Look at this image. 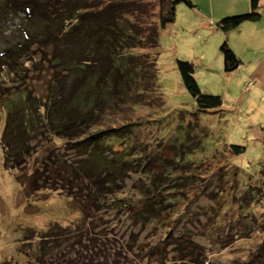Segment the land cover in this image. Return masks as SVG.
I'll return each instance as SVG.
<instances>
[{
    "label": "rangeland",
    "instance_id": "obj_1",
    "mask_svg": "<svg viewBox=\"0 0 264 264\" xmlns=\"http://www.w3.org/2000/svg\"><path fill=\"white\" fill-rule=\"evenodd\" d=\"M99 1L104 5L122 3ZM137 1L149 8V15L145 21L132 17V23L141 28H158L159 46L140 53H152L150 57L157 63L156 86L146 95L151 101L142 106H125L120 115L107 118L103 126L94 130L109 128V124L120 128L137 123L132 134L129 130L123 133L126 137L116 149L130 147L131 155L143 151L152 159L150 168L168 176L162 183L168 185L167 192L173 193L172 204L169 214L155 220L145 231L133 228L130 218L134 212L128 215L125 212L129 209H125L118 213L114 205L103 206L100 216L104 218H99L95 228L84 222L74 229L87 237L84 245L90 247L88 241L94 238L111 254L118 255L122 264L249 262L264 244V39L253 36L252 26L227 34L220 30L223 19L242 14L234 10V1L192 0L195 9L181 3L176 7V20L166 28L159 22V8L155 12L152 8L155 0ZM117 14L122 22V12ZM12 22L9 28L15 26ZM8 35L9 32L0 35V50L5 48ZM225 42L242 61L232 73L225 72L221 51ZM180 60L194 63L195 77L204 93L223 98L220 110L199 111L183 84L177 65ZM38 66L31 68L28 78H7L8 90L0 99V139L9 116L6 101L19 105L20 87L26 86L34 97L46 98L51 74L37 71ZM6 74L3 71V76ZM36 106L40 108L41 103ZM42 141L25 167L22 177L26 179L51 150L64 157L69 155L65 140ZM231 146L244 147L245 152L236 155ZM9 168L0 146V264L38 263L36 257L48 246L42 244L46 233L55 225L72 227L79 222L80 205L59 192H25L17 182L18 175ZM128 175L123 193L116 198L122 199V206L141 200L144 204L141 193L149 190L151 180L135 171ZM108 223L115 232L104 238L101 229ZM67 252L75 255L72 250ZM46 264H50L49 259Z\"/></svg>",
    "mask_w": 264,
    "mask_h": 264
},
{
    "label": "trees",
    "instance_id": "obj_2",
    "mask_svg": "<svg viewBox=\"0 0 264 264\" xmlns=\"http://www.w3.org/2000/svg\"><path fill=\"white\" fill-rule=\"evenodd\" d=\"M262 1L250 0L249 11L223 19L218 27L227 34L260 21ZM181 3L196 8L192 0H155L152 8L154 12L159 8L162 28L176 20V7ZM143 7L137 0L107 5L99 0H0V35L9 32L5 48L0 50V99L8 90L6 81L28 78L34 66L39 65V72L51 74L46 98L34 97L22 86L19 105L6 101L9 116L0 139L5 163L16 172L17 182L25 192H59L80 205L82 212L80 221L72 227L55 225L46 233L42 241L47 243L42 244L48 246L36 257L38 263L32 264H46L48 259L50 264H122L118 255L111 254L102 243L97 244L96 239H89L90 247L84 245L87 237L74 228L84 222L95 228L99 218H104L100 216L101 209L109 205L118 207V213L125 209H129L125 214L134 212L130 222L140 232L169 214L173 193L167 192L168 185L162 183L168 176L150 168L152 159L143 151L131 155L130 147L116 149L126 137L123 133L129 130L132 134L138 124L120 128L109 124V128L94 130L103 126L107 118L120 115L125 106H142L151 101L146 95L156 86L157 63L150 57L152 53H140L158 47L159 39L157 27L141 28L132 23V17L147 19L149 8ZM118 11L122 12V22ZM10 21L13 28L8 26ZM221 49L225 72L238 70L242 61L228 42ZM177 65L200 112L224 106L221 96L201 90L194 63L180 60ZM3 71H7L5 76ZM39 102L41 106L37 108ZM46 138L65 140L69 155H58L53 149L37 162L27 179L22 177L35 146ZM231 152L241 155L245 148L231 146ZM130 171L147 175L151 180L149 190L141 193L144 204L138 199L141 201L122 206V199L116 196L123 193ZM137 208H142L140 213L135 212ZM109 223L101 229L104 238L115 232ZM68 250L75 255H68ZM243 264H264V244L251 261Z\"/></svg>",
    "mask_w": 264,
    "mask_h": 264
},
{
    "label": "crops",
    "instance_id": "obj_3",
    "mask_svg": "<svg viewBox=\"0 0 264 264\" xmlns=\"http://www.w3.org/2000/svg\"><path fill=\"white\" fill-rule=\"evenodd\" d=\"M227 1L229 2V4L232 1H234V7L233 6L232 7L234 8V10L239 11L237 13L247 12L250 10V7H251L250 6V0H227ZM261 13H262V16H261L260 21H258L256 23H247V24H244L242 27H240V29L241 28L249 29L250 26H252L253 27L252 31H254L253 36L256 39H259V38L264 39V0L262 1Z\"/></svg>",
    "mask_w": 264,
    "mask_h": 264
}]
</instances>
